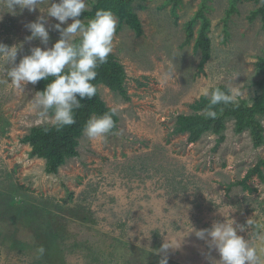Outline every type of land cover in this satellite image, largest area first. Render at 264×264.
<instances>
[{
    "label": "rangeland",
    "instance_id": "obj_1",
    "mask_svg": "<svg viewBox=\"0 0 264 264\" xmlns=\"http://www.w3.org/2000/svg\"><path fill=\"white\" fill-rule=\"evenodd\" d=\"M94 1L85 0L86 9ZM50 2L59 0H45L33 12L0 7V43L18 47L16 63L32 47L50 48L60 38L52 27L59 22L46 14ZM257 6L181 0L172 13L167 0H136L142 33L118 22L112 51L126 71L128 100L98 86L106 106L118 110L113 132L120 134L92 141L83 132L78 154L56 173H46L44 159L21 141L31 126L49 123L33 107L35 87L16 90L6 75L11 65L0 58V264H158L164 240L176 247L168 264H212L219 254L193 228L224 220L246 225L249 218L255 226L237 234L264 246L254 238L264 232V182L254 175L247 181L252 191L237 183L264 160V142L253 147L248 130L234 132L233 120L219 143L210 131L194 142L173 131L176 115L191 113L189 104L205 87L224 84L238 89L240 99L253 96L254 63L264 56V23L259 15L249 19ZM201 7L211 50L199 71L193 39L183 40L186 21ZM41 15L47 45L26 40V25Z\"/></svg>",
    "mask_w": 264,
    "mask_h": 264
},
{
    "label": "clouds",
    "instance_id": "obj_2",
    "mask_svg": "<svg viewBox=\"0 0 264 264\" xmlns=\"http://www.w3.org/2000/svg\"><path fill=\"white\" fill-rule=\"evenodd\" d=\"M44 3L45 0H0V7L15 14L17 8L33 12L38 9V5ZM260 4L264 6V0H260ZM85 10V0L50 2L46 14L59 22L52 27L59 32L60 38L50 48L32 47L31 54L23 56L19 63H16L18 47L0 43V58L11 65L6 75L16 90H23L29 83L35 85L41 80L54 77L43 91L35 90L33 107L41 117H47L48 122L57 130L75 124L74 109L83 106L82 100H90L96 95L97 88L91 81L97 76L98 66L107 62L114 48L118 23L115 15L110 10H97L94 18L85 24L79 18ZM47 17L41 15L36 21L26 25L31 32L26 40L30 42L39 38L42 44H48L49 30L45 26ZM69 19L72 20L70 24L67 23ZM64 24L67 26L62 27ZM202 95L209 100L208 106L203 110L204 114L215 119L217 113L213 108L221 103H237L240 92L236 88H229L226 93L219 88L210 90L205 87ZM50 112L52 114L49 117ZM117 114L118 110L112 108L103 115L92 116L85 124L84 135L92 141L103 140L110 133L119 135V132H113L116 127L113 116ZM260 124L264 126V120H260ZM254 226L255 222L250 218L246 225L235 224L234 220L232 223L224 220L214 222L211 228H193L192 232L198 239L205 240L209 249H214L219 254V259L213 260L212 264H264V246L258 249L237 234L238 230L243 232L246 227ZM254 238L264 245V232L254 233ZM174 249L176 247L172 243L164 240L155 252L161 257L158 264H168L169 250ZM44 251L42 246L38 248L37 258L42 257Z\"/></svg>",
    "mask_w": 264,
    "mask_h": 264
},
{
    "label": "trees",
    "instance_id": "obj_3",
    "mask_svg": "<svg viewBox=\"0 0 264 264\" xmlns=\"http://www.w3.org/2000/svg\"><path fill=\"white\" fill-rule=\"evenodd\" d=\"M136 0H95L90 7L86 9L79 17L85 24L94 18L97 10H110L117 18L120 24H125L131 28L136 35H141L142 25L137 14L133 12V4ZM181 0H167L171 4L172 13ZM252 1L258 6L251 11L249 19L252 20L257 15L264 23V6L260 4V0ZM198 24L196 36H194V27ZM209 20L204 13V9L199 8L196 13L186 21L184 25L185 38L183 44H189L193 39V48L200 53L198 63L199 71L203 70L204 64L210 58L211 44L208 36ZM79 37H77V40ZM255 75L254 80L255 91L253 96L247 99H237L235 104H218L213 110L216 111V118L206 117L204 109L208 106L209 100L202 94L189 104L191 113L177 114L173 131L176 133H187L189 142L196 141L203 133L210 131L217 135V143L223 141L225 124L228 120H233V130L235 133H241L245 130L249 131L253 147L261 146L264 142V128L260 124V120L264 119V56L258 57L254 63ZM67 71V69L65 70ZM97 76L91 81L96 86V95L88 100L81 101L82 107L74 109L75 124L65 126L59 130L50 123L33 125L28 132L22 137L21 141L30 147L29 154L44 159V170L46 173H56L58 167L65 162L67 158L74 157L78 154L77 146L79 138L83 134L86 122L92 116H100L109 112L110 107L106 106L105 101L100 97L98 86L103 85L112 92L120 95L123 99L128 100L125 87L126 71L124 66L119 62L114 54H109L107 62L99 65L96 69ZM54 77L47 80H41L35 84V90L43 91L46 85L52 82ZM219 88L224 92H228L229 87L224 84H217L210 90ZM79 99V97H78ZM52 114L51 112L49 113ZM115 124L118 120L117 115L113 116ZM47 129V131H45ZM116 127L113 129L115 131ZM264 160L258 159L251 166L243 178L237 181L242 185L243 189L252 191L254 188L247 183L254 175L264 182Z\"/></svg>",
    "mask_w": 264,
    "mask_h": 264
}]
</instances>
